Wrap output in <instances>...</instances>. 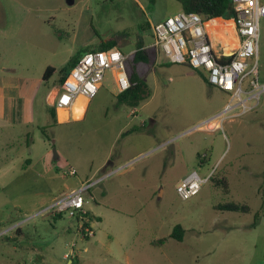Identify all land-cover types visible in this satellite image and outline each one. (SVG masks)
Masks as SVG:
<instances>
[{"label":"rangeland","instance_id":"1","mask_svg":"<svg viewBox=\"0 0 264 264\" xmlns=\"http://www.w3.org/2000/svg\"><path fill=\"white\" fill-rule=\"evenodd\" d=\"M181 8L178 0H74L73 5L66 0H0V84L4 80L18 83L31 96L35 124L45 127L29 136L35 142L32 155L48 156L52 165L65 170L79 163L83 170L93 166L94 171L99 163L117 161L108 167L115 173L90 190L93 197L86 208L101 217L95 221L90 214L94 230L90 238L84 237L80 223L68 213L56 218L46 209L28 214L37 195L6 193L0 187V222L6 228L20 224L23 232L22 236L13 231L0 237V264H264V209L256 216L258 175L264 170V94L255 111L237 119L233 127L225 123L205 137L197 127L206 111L219 102L220 91L205 84L202 71L167 62L162 56L159 63L156 56L151 64L137 66L140 75L150 73L151 91L139 106L147 107L157 119L153 128L166 135L162 152L152 145L135 157L126 149L125 140L111 147L116 132L126 123L114 113L120 103L114 71L106 73L83 119L51 125L41 118L48 95H55L61 86V71L79 51L113 41L133 57L139 44L153 42V28L144 27H152ZM256 58L259 81L264 85V16ZM48 67L56 71L45 81ZM255 104L254 100L247 102L250 107ZM23 132L21 128L1 132L12 145L8 153L17 148ZM212 141L214 155L207 165H198L194 147L198 145L202 155ZM234 142L238 154L246 153L235 161L230 150ZM54 151L61 159H55ZM160 155L165 160L160 161ZM245 165L250 168L238 172ZM229 169L232 196L212 179L189 200L177 193L193 170L203 177L213 172L216 178ZM65 170L55 171L54 192L46 199L58 196L67 181L75 186L74 177L64 176ZM252 173L258 175L252 177ZM228 202L247 204L254 210L230 214L216 208ZM103 204L109 207H97ZM232 224L246 226L239 231L230 229ZM177 225L186 231L182 242L170 238ZM13 236L16 239L9 241ZM159 240L165 242L152 243ZM70 253L74 256L66 259Z\"/></svg>","mask_w":264,"mask_h":264},{"label":"crops","instance_id":"2","mask_svg":"<svg viewBox=\"0 0 264 264\" xmlns=\"http://www.w3.org/2000/svg\"><path fill=\"white\" fill-rule=\"evenodd\" d=\"M182 11L183 9L181 8L180 11L175 12L173 15L178 14ZM162 20H158L156 23ZM218 20L223 25L224 24L227 25L228 23L229 25L225 26L224 28L219 27L212 31L211 28L209 27V24ZM207 30L209 33L210 42L216 53L219 54L231 53L237 47L238 35L233 20H225L222 18L214 19L208 23ZM152 36H153V42L146 43L145 47L153 50V52L155 51L154 53H157L158 56L157 58L160 61V56L162 55L160 54L158 49L154 47V35L152 34ZM159 63H161V61ZM149 74L150 73L144 71L143 74L141 75L145 77V81L148 84V86L150 85L148 80ZM205 84L212 86L206 81ZM217 89L220 91L219 102L215 107L210 108L206 111L205 115H203L202 118L200 119V121H202L203 123L197 127L198 128L197 130L205 137H210L218 129L222 128L225 123L231 125L230 127H233L232 125L237 123V119L244 117L245 115L255 111L258 106V105L252 106L254 107V109L251 110L249 113L243 115L242 107L239 105V102L233 99L230 93L222 91L219 88ZM56 93L55 95L49 94L46 99V108H45L46 113H44V115L41 116L43 120L49 121V123H52L51 125H55V124H65L71 122L72 120L78 121L86 116L90 107L91 100L87 99L84 96H80L75 101L72 107L57 108L55 105ZM245 96L246 99L244 100H246L247 102L251 101L248 95ZM30 97L31 96L27 95V93L24 90H22L20 85L16 82H10L4 80V82L0 84V153H4V155H0V187L6 193L23 194V195L31 194L35 196L37 195L36 199L32 201L31 206H28L26 210L28 214L33 213L35 211H39L41 209H47L53 204L54 201L65 195H68L71 191L79 188L82 184L86 182L94 181L96 179L106 177V175L107 177L112 176L114 173L113 171H108V167H114L117 163V161L110 162V160H108V162L99 163L94 171H93V166L89 169L85 168V170H83L80 167L79 163H77L78 164L77 168L73 166H66L70 168H75L77 170L76 176H70L68 174L70 168L68 170H65V167L61 166L58 169L55 165H52L50 163L48 156H44V157L38 156L37 158H35L32 155V150H33V146L35 145V142L34 139L30 140L29 136L32 133V131L34 130L39 131L40 129H44L45 127L43 126V124L40 125L35 124L34 116L36 114L33 109L32 99ZM228 105H232L233 108L232 110L225 112L226 111L225 109L227 108ZM84 106H85L83 111L84 113H82L79 117V115H77L78 110ZM52 110L54 111L55 116H53ZM60 111H64L63 116H66L67 114L65 118L63 117L64 119L61 118ZM114 113L118 119L122 118L126 123L116 132L114 141L111 143V147L115 145V143L121 140L123 141L125 140L126 143L128 144L126 149H130L131 151H133V155L135 157L141 156L146 152H148L151 149L152 145H156V150L162 152L164 145L163 137L165 138L166 135H163L160 131H156L155 128H153L157 123V119L152 118V114L148 113L146 106L131 107V109L129 110L128 105L118 103ZM147 119H149L150 121L149 125H147L148 124ZM202 125L204 126L202 127ZM11 128H21V130L24 129V132L23 134L20 135L17 148L14 151L12 150L10 153H8L7 149L11 148L12 145L9 143L8 137L6 135H2L1 132ZM1 129L3 130L1 131ZM41 140L43 144H45V139L42 138ZM213 143L214 142L212 141L211 144L208 145L207 151L202 155L199 153L198 150L199 146L197 145L196 147H194L193 153H196L200 159L198 165L200 166L207 165L210 156L214 155L215 146H213ZM176 150L177 149H174V152H176ZM178 150L182 152V148L181 149L179 148ZM230 150L234 151V161L241 159L246 154V153L238 154L239 150L236 142H234V145L232 144L230 146ZM47 153H49V151H47ZM160 156H161L159 159L160 161H162L163 159L165 160L166 156L164 155H163L164 157H162V155ZM109 157L110 154L108 155L107 159H109ZM59 159H61V157L57 158V160ZM249 168L250 165L242 166L241 168H238V172L241 171V169L248 170ZM60 169L65 170L64 176L74 177L75 186L72 187V181H67L63 183L62 187L64 188V190L58 196L54 198L49 197V199L48 198L46 199L45 197L46 195H50L51 193L54 192V185H56L55 171L56 170L59 171ZM192 169L194 168L192 167ZM230 169L226 170L224 172L225 173L224 175L227 176V178L229 179V183H230L229 196H232ZM257 175L252 173V177H255ZM258 176L261 179L260 181L261 183L258 189L256 190V194L259 198L260 204L258 205L259 207L256 209V215L258 213L260 215L261 211H263L264 209V170ZM230 201H234L233 198H231ZM97 207L105 208V207H109V205L103 204V206L97 205ZM250 208L252 212L254 209L251 206ZM86 209L92 216L95 217V221L101 219L98 213L96 214L95 212L92 211V209H88V208ZM228 213L236 214L233 212H228ZM232 218L233 217H229L230 220H232ZM0 224H1L0 229L2 230H9L12 229L13 227L21 226L20 224L14 223L10 228H6L2 222H0ZM244 225L246 226V224L243 225L232 224L230 225V229H238L239 231H241L242 226ZM10 232H13V230ZM17 235L22 236L20 234ZM10 239L14 241L16 239V236L10 237ZM69 263L73 264V261H69Z\"/></svg>","mask_w":264,"mask_h":264},{"label":"built area","instance_id":"3","mask_svg":"<svg viewBox=\"0 0 264 264\" xmlns=\"http://www.w3.org/2000/svg\"><path fill=\"white\" fill-rule=\"evenodd\" d=\"M233 5L237 12L233 21L238 35V45L231 53L215 52L207 30V25L212 20L206 22L200 14L183 11L153 26L154 47L167 62L185 64L202 71L210 85L230 93L233 99H238L242 114L245 115L254 107L247 105L243 95H248L250 100L256 102L255 105H259L264 94V85H261L259 81L256 58L260 41V19L264 16V2L233 0ZM128 58L127 54L116 47L85 53L57 90L56 107L70 108L80 96L89 100L93 99L100 91L108 71H114L119 94L128 91L131 88L127 69ZM222 59L227 60L221 62ZM232 108V105H228L225 112ZM68 174L76 176L77 170L70 168ZM213 174L212 172L207 177H202L198 171H192L179 184L178 195L182 200L197 196L203 185L211 180ZM106 177L82 184L68 195L54 201L45 212L53 216L68 213L70 218L80 223L79 227L83 229L84 237H92L94 230L91 222L90 225H86L89 221L86 204L92 197L90 190ZM16 227L9 230L0 229V237ZM72 256L74 253L66 254L65 258L70 259Z\"/></svg>","mask_w":264,"mask_h":264},{"label":"trees","instance_id":"4","mask_svg":"<svg viewBox=\"0 0 264 264\" xmlns=\"http://www.w3.org/2000/svg\"><path fill=\"white\" fill-rule=\"evenodd\" d=\"M181 3L183 12L186 13H197L204 17L206 22H209L210 20H214L217 18H222L225 20H234L237 16V12L233 5V0H178ZM152 28L150 25H146L144 27V30ZM146 45L139 44L136 52L133 54V57H129L127 60V69L129 73V78L131 81V88L122 93L119 94V102L121 104H126L132 107L139 106L140 103H142L145 99H147L150 94V87L145 81V77L141 76L137 72V66L139 64H151L154 60V58L157 56V53H154L153 50L146 48ZM115 47V43L113 41L102 43L98 48L96 49H84L79 51L69 62L67 67L61 71V77L59 79V84L62 85L65 78L69 74V72L75 67L79 59L87 52L90 51H104L109 50L111 48ZM158 57V56H157ZM227 59H222L221 62H225ZM190 67V66H189ZM55 69L53 67H48L45 74H44V80L48 81L53 74L55 73ZM205 81L208 83V80L206 76H204ZM53 116H55L54 111L52 110ZM44 130V129H43ZM214 177V175H213ZM211 178L215 185L218 187H223V190L225 193L229 194L230 191V183L227 176H219L216 178ZM92 195V194H91ZM218 210H222L225 212H236V213H249L251 212V208L247 204H239L234 202H228L225 204H220L216 207ZM53 216V217H59ZM257 217L260 216L259 213L256 215ZM87 218L89 221L86 222V225H90V222H92V216L88 212ZM16 234L23 235L21 226L16 227L13 230ZM19 232V233H18ZM185 229L181 225H177L174 227L170 238L182 242L184 240L185 236ZM9 241H12L10 238H8ZM165 242L164 240L154 241L153 244H163Z\"/></svg>","mask_w":264,"mask_h":264},{"label":"bare ground","instance_id":"5","mask_svg":"<svg viewBox=\"0 0 264 264\" xmlns=\"http://www.w3.org/2000/svg\"><path fill=\"white\" fill-rule=\"evenodd\" d=\"M218 23H219V26H217L218 25ZM227 25H229V23L227 24ZM226 24H221V22L218 20V21H214V22H212L211 24H209V27L211 28V30L213 31L214 29H217V28H219V27H222V28H224L225 26H227ZM84 108H85V106L84 107H81L79 110H78V113H77V115H79V117H80V115L82 114V113H84L83 111H84ZM63 113H64V111H60V114H61V118H65L66 116H67V114H66V116H63ZM63 118V119H64Z\"/></svg>","mask_w":264,"mask_h":264},{"label":"water","instance_id":"6","mask_svg":"<svg viewBox=\"0 0 264 264\" xmlns=\"http://www.w3.org/2000/svg\"><path fill=\"white\" fill-rule=\"evenodd\" d=\"M66 1H67V3H68L69 5H73V4H74V0H66ZM54 153H55V158H56V159L59 158V156L57 155L56 151H54Z\"/></svg>","mask_w":264,"mask_h":264}]
</instances>
